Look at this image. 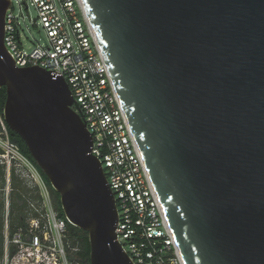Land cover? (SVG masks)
<instances>
[{
  "label": "water",
  "instance_id": "1",
  "mask_svg": "<svg viewBox=\"0 0 264 264\" xmlns=\"http://www.w3.org/2000/svg\"><path fill=\"white\" fill-rule=\"evenodd\" d=\"M185 264H264V0H80ZM4 118L88 232L90 264H134L114 193L62 76L4 43Z\"/></svg>",
  "mask_w": 264,
  "mask_h": 264
},
{
  "label": "built area",
  "instance_id": "2",
  "mask_svg": "<svg viewBox=\"0 0 264 264\" xmlns=\"http://www.w3.org/2000/svg\"><path fill=\"white\" fill-rule=\"evenodd\" d=\"M29 0H19L28 8ZM48 41L34 46L22 28L13 1L6 10L4 43L19 67L40 66L65 78L93 136L92 153L104 168L118 209L117 240L134 264H185L144 171L138 144L115 93L108 65L94 39L80 0H31ZM2 252L0 264H71L69 220L56 209L38 165L10 135L0 110ZM29 188L25 222L12 226L13 181Z\"/></svg>",
  "mask_w": 264,
  "mask_h": 264
},
{
  "label": "trees",
  "instance_id": "3",
  "mask_svg": "<svg viewBox=\"0 0 264 264\" xmlns=\"http://www.w3.org/2000/svg\"><path fill=\"white\" fill-rule=\"evenodd\" d=\"M6 97H7L6 87L5 86L0 87V110L2 111L5 105ZM10 135H11V138L16 143H18L21 150L35 162V160L32 158L29 152V149L27 145L25 144L24 140L22 139V137L11 129H10ZM41 172L44 178L46 179L47 184L51 190L52 199H53L56 209L59 211V213L62 216H65L62 206H61L60 194L51 186V183L49 182L48 178L46 177V175L43 173L42 170ZM2 181H3V170L0 166V185H2ZM13 185H14L13 186L14 190L12 192V213H13L12 226L15 227L18 225H22L25 222L24 213H25V210L28 208V203H27L25 196L29 195L30 190L29 188L24 186L21 183V181H19L16 177L14 178ZM2 207H3V202L0 200V254L2 252V241H3V238H2L3 237L2 236V226H3ZM68 228L70 232L71 244L74 247L79 248V250L77 251L69 252V258H70L71 264H90L91 249H90L88 232L72 225L71 223H68Z\"/></svg>",
  "mask_w": 264,
  "mask_h": 264
},
{
  "label": "rangeland",
  "instance_id": "4",
  "mask_svg": "<svg viewBox=\"0 0 264 264\" xmlns=\"http://www.w3.org/2000/svg\"><path fill=\"white\" fill-rule=\"evenodd\" d=\"M12 1L15 13L22 16L20 20L22 28L29 39L28 45L34 46L46 43L48 38L45 29L40 23L38 25L35 24L37 9L31 4V0L28 1V8L23 3H20L19 0Z\"/></svg>",
  "mask_w": 264,
  "mask_h": 264
}]
</instances>
